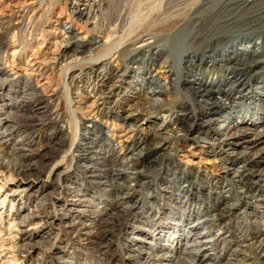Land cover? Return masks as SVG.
<instances>
[{
  "label": "bare ground",
  "instance_id": "bare-ground-1",
  "mask_svg": "<svg viewBox=\"0 0 264 264\" xmlns=\"http://www.w3.org/2000/svg\"><path fill=\"white\" fill-rule=\"evenodd\" d=\"M62 1L66 12H59L54 23L61 26L65 18L73 24L83 22L91 33L104 29L106 40L100 36L80 40L76 29L63 28L51 34L52 43L43 40L28 53L19 39L42 29L44 0H0L4 4L0 7V75L20 77L17 65L23 62L28 84L24 91L17 87L13 93L37 109H45L38 108L42 102L49 104L40 123L18 122L7 113L2 118L0 191L5 178L27 182L41 178L31 176L34 153L22 146L10 150L6 137L34 132L37 123L56 127L49 141L58 139L62 149L77 136L78 125L67 120L60 90L52 82L57 67L67 73L78 68L69 75L67 86L77 99L75 122H83L72 174L74 181L87 186L80 198L95 189L108 200L102 203L105 219L100 224L78 220L67 233L92 245L108 263L116 259L108 235L126 231L127 240L132 232L137 235L128 247L133 261L127 264L139 260L264 264V230L248 220L253 214L247 211L257 203L264 205V0ZM110 12L112 20L106 17ZM11 32L12 41H4ZM111 54L116 68L110 61L99 63ZM156 69L165 75L166 84L153 75ZM138 85V91L124 92ZM146 88L151 89L150 96L162 99L151 97L143 106L140 97ZM114 96L126 100L128 107L114 103ZM159 102L162 105L155 106ZM162 111L167 126L151 122L146 129L138 124L141 116L155 119ZM222 115L224 123L218 125ZM108 123L128 129L123 154L104 133ZM183 146L201 147L213 156L212 170L179 164L171 152ZM148 170H155L157 178L145 176ZM137 193L150 196L141 212L132 215L140 203ZM6 199L7 195L0 209ZM191 219L197 225L223 226V233L213 241H202ZM17 226L13 222L8 233H22ZM19 226L38 230L50 224L41 208ZM184 231L198 239L183 236ZM15 239H3L0 249L25 254V247L16 245ZM219 244L226 245L220 257L207 254L218 252ZM168 249L169 261L164 258Z\"/></svg>",
  "mask_w": 264,
  "mask_h": 264
},
{
  "label": "rangeland",
  "instance_id": "rangeland-1",
  "mask_svg": "<svg viewBox=\"0 0 264 264\" xmlns=\"http://www.w3.org/2000/svg\"><path fill=\"white\" fill-rule=\"evenodd\" d=\"M3 6L4 4L0 3V7ZM45 9L47 10L45 11L41 21V30L43 33H40V30L32 34L31 37L28 33L21 36L20 29L15 31L19 34V37L21 36L19 42L21 43V47L24 51L31 53L32 50H36L38 48V45L43 40L47 43H52L53 40L51 39V34L53 32H58V29L61 30L63 28L70 30L76 29L80 40L90 39V37L97 36H100L104 41L106 40L107 32H101L104 29L99 30L97 28L98 30L96 29L93 33H91L90 27L85 25L83 22L76 21V23L73 24L65 18L62 20L61 26L54 23L55 16L59 12H66V8L63 5L62 0H44V10ZM111 13L112 12L108 13L106 17L113 19L114 17ZM29 16H32V14L29 13ZM13 36V32L8 33L4 36V41L11 42ZM9 53H11V51H9ZM112 55L113 54L106 58H102L99 63L110 61L112 66L116 68L118 63H115ZM1 59L2 55H0V60ZM175 64L177 65L176 61ZM17 68L20 77L12 76L11 74L0 75V126L3 125V119L8 115L15 116V120L18 122H39L46 119V113H44V111L47 107H49L48 103H40L38 108L44 107L45 109H37L35 106L23 102L18 95L13 93L15 89L17 90V87L20 92L24 91L25 86L28 84V78L25 76V71H23V62H20L17 65ZM73 71L78 72V68L71 69L67 73L65 70L57 67L52 82L53 88L55 87L60 90L61 95L59 101L65 110L67 120L72 121L73 125H78V134L74 137L73 142H67L63 149L59 145L60 142L58 139L54 140L55 143L50 142V138L55 137L57 129L54 125L48 123L40 125V122L36 124L34 132L29 133L21 131L14 134V136L5 138L10 150L20 148L22 146L28 148L34 153V158L32 160L34 169L31 172V176L41 178L37 181L33 179L28 182L24 180L21 181L20 178H16L12 181L7 178L4 179L5 186L0 191V203L6 198V195L7 199L5 200L2 209H0V242L3 239L7 240L8 238L16 237V245L25 247L26 252L25 254L19 255L14 252L3 251L0 249V264H127L128 262L133 261L134 254L128 251V247L130 242L137 237L136 233L132 232L128 235V240L127 237H125L127 233L126 231L113 232L108 235L107 243L112 241L110 250L111 253L116 256V259H114V261H110V263H108V261H106V259L101 255H98L92 245L89 243H82L81 240H78L75 236L67 233L68 226L78 220L89 225L100 224V222L105 219L102 203L104 204L108 200L103 191L95 189L89 192L88 197L80 198L78 194L82 192L83 188H87V186L79 179L74 181V176L72 174L73 167L75 165V160L73 159L76 155L75 147L77 143L81 142L79 133L80 126L83 124V122H75L74 113L77 111L75 109L78 106L76 104L77 99L76 95H74V91H71L67 87L69 75ZM161 72L162 71H160V69H156L153 71V75L159 78L160 83L166 84L167 80H164L165 75ZM139 88L140 85L136 86V89L127 88L124 92L138 91ZM150 90L151 89L146 88L141 92L140 103L143 106L148 104L151 97L156 100L162 99L161 97L150 96ZM76 92L77 95L80 94L81 89ZM112 101L114 103L117 102L119 105L126 106V108L128 107L125 105L127 104V101L121 97L114 96ZM160 105L162 104L159 102V104H156L155 106ZM22 108L23 111H21ZM223 120L222 115L219 118L218 125L224 123ZM167 121L165 112L162 111L155 117V119H148L145 116H141L138 124L142 126V128L147 129L145 124L152 122L154 126H167ZM172 125L173 123H170V126ZM127 132L128 129H126V127L121 129L120 126L114 127L111 123H108V125H105L104 127V133L111 136L114 140L113 143H116L120 154H123L125 151V149H123L125 146L124 136ZM102 143H105V141ZM183 147L184 148L176 150V152H171V154L174 155V159L179 164L185 167L200 166L206 172H210L212 170L215 163V158L213 156L204 154L201 147ZM62 150L66 154L62 152ZM122 162L124 161L122 160ZM262 162H264V159ZM144 174L145 176L157 178L155 170H148ZM1 178L2 177H0V188L2 187ZM16 189L19 190L18 193L13 194V191ZM136 196H138L140 203L138 207L133 210L132 215H136L141 212L140 210H142L143 201L146 198H149L150 195L147 193H137ZM12 205H14L13 210H11ZM41 208H44L46 211V216L50 224L49 227L34 230L32 229L33 226H19V223L27 220L28 217L32 216L33 213L37 212V210ZM247 211L253 214L252 217L248 218V220L256 221V224H259V226L264 230V205L257 203L256 206H252V208L250 207ZM13 222L18 225L17 229H20V232L22 233L17 234L13 231L8 233L9 226ZM191 223V225L197 229L196 233L200 234V240L202 241H213L216 236L223 233V231L220 230L223 226L220 227L216 225L209 227L197 225L196 221H193L192 219ZM84 233L87 232L84 231L83 235ZM182 235L189 236L192 240L198 239V236H195V233H190L189 231L182 232ZM225 237L228 238L229 234H225ZM105 243L106 240L101 241L100 245ZM225 247L226 245L219 244L218 252H209L207 254H212L213 257L218 258L223 254ZM169 253H171L170 249H168L164 254V258L167 261L170 260V258H168ZM228 258H230V256ZM167 261L165 263H167ZM208 263L212 264V262H205L203 264ZM135 264H147V262L139 260L136 261Z\"/></svg>",
  "mask_w": 264,
  "mask_h": 264
}]
</instances>
